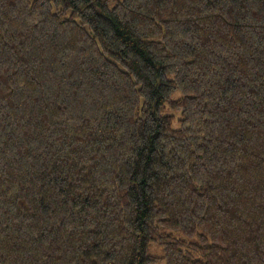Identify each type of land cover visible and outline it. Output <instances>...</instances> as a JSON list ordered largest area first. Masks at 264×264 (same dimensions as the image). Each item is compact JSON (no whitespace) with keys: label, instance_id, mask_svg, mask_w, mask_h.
Segmentation results:
<instances>
[{"label":"trees","instance_id":"obj_1","mask_svg":"<svg viewBox=\"0 0 264 264\" xmlns=\"http://www.w3.org/2000/svg\"><path fill=\"white\" fill-rule=\"evenodd\" d=\"M0 264H264V0H0Z\"/></svg>","mask_w":264,"mask_h":264},{"label":"rangeland","instance_id":"obj_2","mask_svg":"<svg viewBox=\"0 0 264 264\" xmlns=\"http://www.w3.org/2000/svg\"><path fill=\"white\" fill-rule=\"evenodd\" d=\"M167 111V114L169 115H174L176 117V119H178V113L174 112V114H172L173 112H171L170 110H166Z\"/></svg>","mask_w":264,"mask_h":264}]
</instances>
